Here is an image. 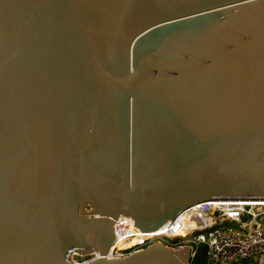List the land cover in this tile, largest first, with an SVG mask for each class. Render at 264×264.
<instances>
[{
	"label": "water",
	"instance_id": "1",
	"mask_svg": "<svg viewBox=\"0 0 264 264\" xmlns=\"http://www.w3.org/2000/svg\"><path fill=\"white\" fill-rule=\"evenodd\" d=\"M204 201H264V0H0V264L106 258Z\"/></svg>",
	"mask_w": 264,
	"mask_h": 264
},
{
	"label": "built area",
	"instance_id": "2",
	"mask_svg": "<svg viewBox=\"0 0 264 264\" xmlns=\"http://www.w3.org/2000/svg\"><path fill=\"white\" fill-rule=\"evenodd\" d=\"M133 229L127 216L114 220V243L106 258L120 259L159 243L173 250L188 249L187 264L201 247L205 248V264H264V201L199 202L183 209L156 235L135 243H131L137 234ZM118 243L120 247L113 249ZM69 257L74 264H91L99 255L72 252Z\"/></svg>",
	"mask_w": 264,
	"mask_h": 264
},
{
	"label": "trees",
	"instance_id": "3",
	"mask_svg": "<svg viewBox=\"0 0 264 264\" xmlns=\"http://www.w3.org/2000/svg\"><path fill=\"white\" fill-rule=\"evenodd\" d=\"M200 251H201V254L199 255H196L190 264H205V261L203 259V254H204V251H205V248L204 247H201L200 248Z\"/></svg>",
	"mask_w": 264,
	"mask_h": 264
},
{
	"label": "bare ground",
	"instance_id": "4",
	"mask_svg": "<svg viewBox=\"0 0 264 264\" xmlns=\"http://www.w3.org/2000/svg\"><path fill=\"white\" fill-rule=\"evenodd\" d=\"M147 237H149V235H143V234L137 233L135 239L133 241H131V243H135V242H137V241H139L141 239L147 238ZM127 244L128 243H126V245ZM120 245H121V243L115 244L113 249L117 250L120 247Z\"/></svg>",
	"mask_w": 264,
	"mask_h": 264
},
{
	"label": "rangeland",
	"instance_id": "5",
	"mask_svg": "<svg viewBox=\"0 0 264 264\" xmlns=\"http://www.w3.org/2000/svg\"><path fill=\"white\" fill-rule=\"evenodd\" d=\"M225 227H234L235 229L237 228L235 225L233 224H225ZM199 255L201 254V251L199 250ZM203 259H204V254H203Z\"/></svg>",
	"mask_w": 264,
	"mask_h": 264
}]
</instances>
